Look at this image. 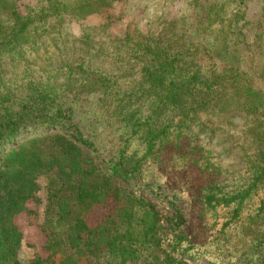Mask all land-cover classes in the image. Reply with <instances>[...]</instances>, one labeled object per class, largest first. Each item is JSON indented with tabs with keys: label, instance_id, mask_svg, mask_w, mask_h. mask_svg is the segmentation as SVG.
<instances>
[{
	"label": "rangeland",
	"instance_id": "obj_1",
	"mask_svg": "<svg viewBox=\"0 0 264 264\" xmlns=\"http://www.w3.org/2000/svg\"><path fill=\"white\" fill-rule=\"evenodd\" d=\"M55 2H64L66 9L61 16L52 15L57 18L48 27L45 22L51 14L43 15L42 10ZM74 2L0 0V28L7 38L1 51L10 58L19 47L30 46L31 40L39 43H33L31 52L22 55V62L32 71H39L32 80L51 85L56 95L50 107L68 114L72 126L67 133L61 128L50 133L70 135L78 130L92 145L84 149L87 158L102 168L107 162H115L124 148L125 156L142 157L145 144L138 136H131L130 122L123 115L139 109L144 116L154 107L145 96L138 97L140 89L129 75L123 74L116 81L123 83L120 89L127 92L124 114L115 112L119 109L115 99L119 97H109L100 89L97 70L104 73L105 84L110 86V94L113 92V64L96 51L93 43L106 44L108 34L129 33L132 39L150 34L178 41L185 48L187 62L194 64L191 70L197 68L204 77H212L232 66L234 70L250 72V81L264 90V0H113L109 5L88 8L89 13L73 8ZM23 24L27 28L20 32ZM72 36L83 37L92 45ZM77 65L82 70L67 75L66 70ZM16 68L6 70L7 74L19 76L23 67ZM243 79L239 78L244 83ZM28 91L27 87L14 90L15 101ZM217 96L194 118L176 117L173 111L158 114L162 124L181 133L157 145L136 175L130 177L129 185L122 181L117 184L130 192L145 191L144 198L161 215L164 242L175 244L174 253L183 252L189 264H264V210L259 212L264 203V186L244 202L238 216L227 226L225 222L234 205L224 206L221 199L248 185L249 176L244 173L247 159L254 158L264 147V128L245 109L236 107L242 104V96L229 90L223 98V88ZM38 183L37 221L42 224L46 179L39 178ZM211 197L214 199L209 203ZM103 212L97 207L89 219L97 220ZM19 220L24 225L25 220ZM26 239L38 244L40 236L26 227ZM18 259L21 263L32 259V251L24 242Z\"/></svg>",
	"mask_w": 264,
	"mask_h": 264
},
{
	"label": "trees",
	"instance_id": "obj_2",
	"mask_svg": "<svg viewBox=\"0 0 264 264\" xmlns=\"http://www.w3.org/2000/svg\"><path fill=\"white\" fill-rule=\"evenodd\" d=\"M111 1L75 0L73 8L89 13L88 8L109 5ZM47 5L42 13L51 14L45 22L49 27L66 6L64 2ZM23 25L20 32L27 28ZM73 37L92 45L83 37ZM6 39L0 28V264H189L183 252L174 253L175 244L164 242L161 215L144 198L145 191L130 192L117 181L129 185L130 177L136 175L155 147L181 133L169 129L167 123L162 124L158 114L173 111L176 117L194 118L218 99L221 88L223 98L229 90L242 96V104L236 107L245 109L253 121L264 128V90L250 81L251 73L227 66L223 74H214L219 79L204 77L199 69L191 70L194 64L187 62L180 42L150 34L132 39L129 33H112L107 35L106 44L93 43L96 51L113 64L111 94L104 73L96 72H99L100 89L109 97H119L115 99L119 105L115 112L124 114L128 104L127 92L120 89L123 83H116L117 77L123 74L133 78L134 86L140 89L138 97L145 96L144 99L154 105L144 116L139 114V109L123 115L130 122L131 136H138L145 144L142 157H127L124 148L119 150L115 162H107L102 168L87 158L84 149H91L92 145L78 130L66 134L72 128L70 116L61 108L50 107L56 95L51 85L32 80V75L39 71H32L22 62V55L31 52L33 43L37 46L39 43L31 40L30 46L19 47L9 58L1 51V45H7ZM13 66H17V70L23 67L19 76L7 74L6 70ZM76 69L80 71L82 67L67 69V75H73ZM240 77L244 78V83ZM19 87H27L29 91L15 101L14 90ZM57 128L66 133H50ZM247 160L244 173L249 176L248 185L230 197L221 198L224 206L234 205L226 226L238 216L244 202L264 186V147ZM39 178L46 179L42 224L37 221ZM148 191L157 194L152 189ZM213 199L211 197L209 203ZM263 206L264 203L259 208L260 213ZM97 207L104 212L92 221L89 215ZM20 217L25 220L24 225ZM26 227L36 230L40 236L38 244L27 241ZM23 242L32 251V259L27 263L18 259Z\"/></svg>",
	"mask_w": 264,
	"mask_h": 264
}]
</instances>
